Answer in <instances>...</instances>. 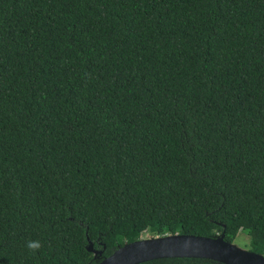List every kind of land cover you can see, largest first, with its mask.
<instances>
[{"label": "trees", "instance_id": "trees-1", "mask_svg": "<svg viewBox=\"0 0 264 264\" xmlns=\"http://www.w3.org/2000/svg\"><path fill=\"white\" fill-rule=\"evenodd\" d=\"M144 231L264 255V0H0V264Z\"/></svg>", "mask_w": 264, "mask_h": 264}, {"label": "water", "instance_id": "water-1", "mask_svg": "<svg viewBox=\"0 0 264 264\" xmlns=\"http://www.w3.org/2000/svg\"><path fill=\"white\" fill-rule=\"evenodd\" d=\"M87 250L99 258L101 250L89 243ZM160 258H206L221 264H264V255L224 240V234H165L140 238L116 249L98 264H139Z\"/></svg>", "mask_w": 264, "mask_h": 264}, {"label": "rangeland", "instance_id": "rangeland-1", "mask_svg": "<svg viewBox=\"0 0 264 264\" xmlns=\"http://www.w3.org/2000/svg\"><path fill=\"white\" fill-rule=\"evenodd\" d=\"M152 236H156V234H152L150 232L144 231L141 234V238H147V237H152ZM237 246L244 248V249H248L249 248V238L245 233H240L236 239L234 240V242Z\"/></svg>", "mask_w": 264, "mask_h": 264}, {"label": "clouds", "instance_id": "clouds-1", "mask_svg": "<svg viewBox=\"0 0 264 264\" xmlns=\"http://www.w3.org/2000/svg\"><path fill=\"white\" fill-rule=\"evenodd\" d=\"M26 247L31 253H36L42 247V244L39 240L29 239L26 242Z\"/></svg>", "mask_w": 264, "mask_h": 264}]
</instances>
